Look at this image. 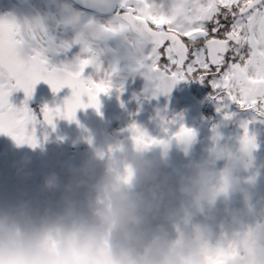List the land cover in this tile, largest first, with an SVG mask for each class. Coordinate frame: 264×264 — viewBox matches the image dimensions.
Returning a JSON list of instances; mask_svg holds the SVG:
<instances>
[{
  "label": "flooded vegetation",
  "instance_id": "flooded-vegetation-1",
  "mask_svg": "<svg viewBox=\"0 0 264 264\" xmlns=\"http://www.w3.org/2000/svg\"><path fill=\"white\" fill-rule=\"evenodd\" d=\"M72 5L73 0H0V17L10 15L21 23L41 22L53 41L43 53L50 67L71 69L77 57L87 58L95 53L102 71L86 66L82 78L95 82L106 72L109 81L108 91L98 95V108H78L74 119L57 117L51 125L43 120L42 109L45 106L62 108L64 100L71 95L70 88L65 86L53 92L41 80L28 98L23 90L10 93L8 100L13 107L26 105L36 117L29 127L34 130L37 143L35 147L17 144L10 136L0 134V207L20 202H27L38 210L58 206L65 195L63 185L71 179L69 169L78 167L89 153V138L97 143L124 138L135 126L146 135L164 141L169 155L170 151L184 150L180 145L185 138L175 136L183 126L193 135L186 138L187 155L170 160L172 166L179 169L191 159L213 162L217 168L225 169L234 185L230 191L232 207L247 212L243 225L264 220V118L234 103L216 102L211 98L212 89L196 80L179 81L181 84L172 92V105L147 78L118 79L116 76L121 72L131 74L140 69L139 53L131 36L92 35V29L86 26L105 17L86 12L74 14ZM150 26L155 29V25ZM81 32L88 35L90 52H83L82 44L73 42ZM165 59L162 55L161 63ZM82 99L86 102V97ZM133 113L138 116V122L133 120ZM242 125L256 145L250 151L241 146ZM51 173L57 175L61 187L46 191L42 182ZM234 230L230 217L221 208L211 243L215 244L222 235Z\"/></svg>",
  "mask_w": 264,
  "mask_h": 264
},
{
  "label": "snow or ice",
  "instance_id": "snow-or-ice-1",
  "mask_svg": "<svg viewBox=\"0 0 264 264\" xmlns=\"http://www.w3.org/2000/svg\"><path fill=\"white\" fill-rule=\"evenodd\" d=\"M71 11L105 17L86 26L92 35L129 34L139 53L138 67L157 91L167 93L178 81L196 80L212 89L216 102L234 103L264 118V0H73ZM73 42L90 52L86 33ZM51 43L39 20L21 23L10 15L0 17V134L17 144L36 146L29 127L36 117L26 105L9 103L12 91L23 90L28 98L41 80L53 92L70 88L62 108L42 109L50 125L57 117L74 119L78 108H98V95L108 91V73L95 82L82 78L86 66L102 71L95 53L77 57L71 69L50 67L43 53ZM242 127L241 146L250 151L256 145ZM137 132L138 142H157ZM192 135L183 126L175 134L178 139ZM206 254L207 264H264V220L222 235Z\"/></svg>",
  "mask_w": 264,
  "mask_h": 264
},
{
  "label": "clouds",
  "instance_id": "clouds-1",
  "mask_svg": "<svg viewBox=\"0 0 264 264\" xmlns=\"http://www.w3.org/2000/svg\"><path fill=\"white\" fill-rule=\"evenodd\" d=\"M142 133L157 142H138L137 128L89 138L58 206L0 207V264H207L221 208L235 229L247 221L232 207V179L208 161L174 168L168 145ZM60 187L55 173L44 177V190Z\"/></svg>",
  "mask_w": 264,
  "mask_h": 264
},
{
  "label": "water",
  "instance_id": "water-1",
  "mask_svg": "<svg viewBox=\"0 0 264 264\" xmlns=\"http://www.w3.org/2000/svg\"><path fill=\"white\" fill-rule=\"evenodd\" d=\"M118 79H126L128 77H132L134 79L137 80H142L144 78H146L143 73H142V70L141 69H137L136 71H134L133 73L131 74H125L124 72H121L119 74H117L116 76ZM181 84V82H177L173 85V87L167 92V93H161L159 92V94H161L162 96H164L165 98H167L171 104L174 103L173 102V99H172V92L174 91L175 88H177L179 85ZM173 105V104H172ZM183 144V148L184 150H180L178 152H173V151H170L169 153V157H170V160H175V159H179V158H184L185 157V153H187V147H188V140L185 139L181 142Z\"/></svg>",
  "mask_w": 264,
  "mask_h": 264
},
{
  "label": "rangeland",
  "instance_id": "rangeland-1",
  "mask_svg": "<svg viewBox=\"0 0 264 264\" xmlns=\"http://www.w3.org/2000/svg\"><path fill=\"white\" fill-rule=\"evenodd\" d=\"M183 96H184V95H183ZM135 115H136V113H133V114H132V116H133L132 118H133L134 121L138 122V120H137V117H138V116H135ZM99 123H100V122H99ZM232 126H235V124L232 123ZM242 153L244 154V152H242Z\"/></svg>",
  "mask_w": 264,
  "mask_h": 264
}]
</instances>
